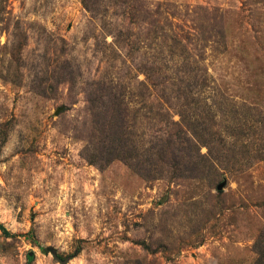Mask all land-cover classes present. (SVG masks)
Wrapping results in <instances>:
<instances>
[{
	"label": "rangeland",
	"instance_id": "rangeland-1",
	"mask_svg": "<svg viewBox=\"0 0 264 264\" xmlns=\"http://www.w3.org/2000/svg\"><path fill=\"white\" fill-rule=\"evenodd\" d=\"M0 264H264V0H0Z\"/></svg>",
	"mask_w": 264,
	"mask_h": 264
},
{
	"label": "trees",
	"instance_id": "trees-1",
	"mask_svg": "<svg viewBox=\"0 0 264 264\" xmlns=\"http://www.w3.org/2000/svg\"><path fill=\"white\" fill-rule=\"evenodd\" d=\"M92 105L95 106L98 104L95 101H91ZM126 107H118L113 109L114 115L112 116V119L109 121V123H106L105 125L110 126L112 123L117 128L118 132L115 133L109 140H104L102 142V145L98 149V155L96 157H93V160L102 165L106 166L112 163L115 160L122 161L126 165H128L130 168L137 170L138 172H141L143 175L148 176L150 174V171H147V167L156 166L158 163H162L168 159V155H172V161L173 163L176 161V154L174 155V152L171 151V138L173 136H163L165 138L160 139L157 143V150L155 147H152L151 149H143V150H137L134 148L132 138H131V132L128 130V119L126 120V116L128 117V114L125 112ZM179 135L185 136V139L183 141H177V145H182V143H188L189 145H196L195 139H193L191 136H188V134L184 131V129H181ZM181 152L180 149H177ZM183 169H178L177 176L187 178V177H198L200 173H194L193 171H182Z\"/></svg>",
	"mask_w": 264,
	"mask_h": 264
}]
</instances>
